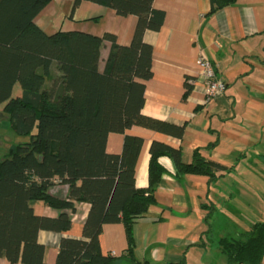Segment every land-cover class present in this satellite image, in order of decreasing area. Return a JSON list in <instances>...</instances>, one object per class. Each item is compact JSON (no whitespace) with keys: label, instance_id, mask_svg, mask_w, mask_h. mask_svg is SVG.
Instances as JSON below:
<instances>
[{"label":"trees","instance_id":"1","mask_svg":"<svg viewBox=\"0 0 264 264\" xmlns=\"http://www.w3.org/2000/svg\"><path fill=\"white\" fill-rule=\"evenodd\" d=\"M52 0H0V105L16 135L29 140L11 145L0 157V258L9 264H45L40 230L67 231L74 202L90 205L81 238L60 239L54 264H114L99 244L102 226L122 223L127 249L133 258V226L154 203L153 191L164 168L157 159L170 157L175 175H221L226 167L205 159L197 148L189 163L165 143L149 147L148 186H135V166L142 146L139 136L125 135L122 151L108 153L106 137L137 125L182 137L183 126L142 114L144 81L151 76L152 47L142 37L157 30L164 13L153 0H73L93 2L134 15L137 22L129 45L116 43L113 34L96 36L81 31L44 32L34 21ZM237 0H209L208 15ZM95 19V18H94ZM111 43L102 70L103 42ZM57 70L50 85L45 79ZM18 84L20 95L11 97ZM190 85L186 84V93ZM56 182L68 185L66 198L52 195ZM33 201L61 210L55 217L37 215ZM205 206V205H204ZM228 264H260L264 257V221L252 223L238 236L217 241Z\"/></svg>","mask_w":264,"mask_h":264},{"label":"crops","instance_id":"2","mask_svg":"<svg viewBox=\"0 0 264 264\" xmlns=\"http://www.w3.org/2000/svg\"><path fill=\"white\" fill-rule=\"evenodd\" d=\"M152 7L164 17L159 29L146 30L142 37L152 54L141 112L183 126V135L134 125L124 133H109L105 149L119 154L125 135L142 138L135 166L138 188L148 186L149 147L154 140L179 149L182 163L191 162L199 148L201 156L226 170L211 180L191 173L177 177L172 159L161 155L157 161L165 171L153 191L154 203L133 226L134 260L124 255L122 223L102 226L100 248L117 257L114 264H228L218 239L236 237L252 223L264 221V0H237L211 15L209 0H153ZM34 21L47 34L110 33L117 44L126 46L137 18L89 1L73 8V0H52ZM110 46L107 40L102 44L100 70ZM200 54L210 60L216 78L225 85L208 102L199 75ZM13 144L4 145L5 153ZM49 192L66 198L68 185L56 182ZM31 205L40 216L55 218L62 212L42 201ZM89 208L86 202H74L73 211H64L71 219L67 231L38 232L45 264H54L61 238L82 237ZM0 264L9 263L0 258Z\"/></svg>","mask_w":264,"mask_h":264},{"label":"built area","instance_id":"3","mask_svg":"<svg viewBox=\"0 0 264 264\" xmlns=\"http://www.w3.org/2000/svg\"><path fill=\"white\" fill-rule=\"evenodd\" d=\"M199 66V75L201 78V85L205 96V102L210 101L217 94L225 89L224 82L215 76V71L210 60L203 54H200L197 60ZM192 83V79H189Z\"/></svg>","mask_w":264,"mask_h":264},{"label":"rangeland","instance_id":"4","mask_svg":"<svg viewBox=\"0 0 264 264\" xmlns=\"http://www.w3.org/2000/svg\"><path fill=\"white\" fill-rule=\"evenodd\" d=\"M57 70L54 66L51 67V73L50 76L45 79V86H48L52 82L53 76H56ZM21 93L20 86L18 84H15L12 89L13 97L16 95H19ZM7 117L6 114H2L0 116V157H2L5 154L4 145L5 144H13V143H21L26 142L29 140L28 136H21L14 134L10 127H9V121L5 119Z\"/></svg>","mask_w":264,"mask_h":264}]
</instances>
